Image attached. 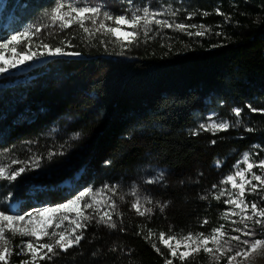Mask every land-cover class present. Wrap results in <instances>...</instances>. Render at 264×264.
Listing matches in <instances>:
<instances>
[{"label":"trees","instance_id":"trees-1","mask_svg":"<svg viewBox=\"0 0 264 264\" xmlns=\"http://www.w3.org/2000/svg\"><path fill=\"white\" fill-rule=\"evenodd\" d=\"M54 3L0 0V41L39 24L33 50L43 41L80 53L26 62L0 76V163L17 159L29 167L16 181L0 180V211H8L11 201L55 206L87 188L104 189L116 202L117 228L93 220L78 247L39 264H166L171 257L159 233L209 235L221 224L227 228V195L217 201L213 194L229 189L221 181L244 153L264 156V0H91L113 15L171 9L175 16L156 18L204 26L181 32L153 24L147 36L140 29L130 46L117 35L88 36L77 25L43 27L48 22L40 18ZM196 31L205 34L188 35ZM235 108L243 109L236 127L215 133L200 128L210 114L231 123ZM161 171L162 181L147 183ZM66 182L71 187H62ZM133 190L142 201L151 199L145 205L150 215L132 208ZM260 193L250 198L264 207ZM148 230L155 235L146 239ZM17 253L15 240L8 264H21L25 258ZM184 264L227 259L216 262L200 251Z\"/></svg>","mask_w":264,"mask_h":264},{"label":"snow or ice","instance_id":"snow-or-ice-1","mask_svg":"<svg viewBox=\"0 0 264 264\" xmlns=\"http://www.w3.org/2000/svg\"><path fill=\"white\" fill-rule=\"evenodd\" d=\"M217 12L219 13V10ZM176 14L171 9L167 10V12H157L144 7L143 9L132 11L130 16L127 14L113 15L105 10L103 6L92 4L91 0H55L52 7L42 14L40 20L44 21L46 19L48 22L44 23L43 27L52 25L58 27L61 31L68 29L72 25H77L88 36L96 32H103L115 37L120 30L119 26L127 25L132 29L131 32L125 33L129 46L140 34V29H143V34L147 36L153 24L161 29L172 28L181 32H186L188 28L199 27L203 29L204 26L202 25H186L183 22H169L166 19L156 18L160 15L175 16ZM204 15H207V13H204ZM190 18L191 16H189ZM86 21H90L93 27L89 28L86 26ZM105 21H112L116 27L106 26ZM40 31L41 26L39 24L28 25L23 31L16 32L0 41V76L8 73L11 69L24 65L26 62L49 57L80 55L78 52H66L62 46L53 47L43 41L36 44V50H33L32 37L38 36ZM204 34V31L188 32V35L202 36ZM22 42L24 43L22 50L17 51ZM63 43L61 41V45ZM68 44L71 45V41H68ZM120 44L123 48L124 41H120ZM7 52H10L11 55L6 58L5 54ZM121 54L123 53L121 52ZM247 107L252 112L258 111L251 105ZM242 111L243 109L241 108L232 110L237 119L231 123L224 120L212 121L207 125L201 124L200 128L213 133L227 131L230 127H236L241 123L239 118H241ZM78 136L79 133L75 134L73 138H78ZM219 163L218 161L217 166H219ZM14 164H22L23 166L13 169L11 165ZM240 164H244L245 167L241 168ZM38 166V162L32 165L33 168ZM254 167L259 170L260 174L252 172ZM28 170L27 161L12 159L8 165L0 163V180L16 181ZM246 174H250L251 178H246ZM163 178L164 173L161 171L156 177L148 180L147 183H158ZM237 178H239V183H237ZM252 181L257 183L253 184ZM221 184L230 185V189L222 188L218 194H213V199L219 201L227 193V199L224 200V203L233 207L227 209L222 214V218L232 225L237 223L243 225V227L231 228L230 231L238 233V235H229L225 232L224 224L213 228L209 235H205L203 232H188L186 235H169L165 238V233L161 231L159 240L168 249L171 257L166 259V264H173V259H177L180 264H184L185 260L194 258V254H198L201 249L211 256L213 261L219 262L221 258L226 257L227 264H240L238 258H246L250 252H254L259 247L264 246V238H256L258 235L257 227L260 228L261 234H264V207L258 208L256 201L251 202L249 205L244 200L246 185L250 186L248 189L250 194H254L258 188L264 187V160L251 162L250 154L244 153L242 159L234 165V173L227 175L221 181ZM105 187L107 188L108 186ZM216 187V185H213L214 189ZM108 190L115 191L114 188H109ZM103 193L104 189L94 191L92 188H87L66 202L55 206L36 208L24 214L0 211V262L8 264V259L12 255L11 240L6 237V233H9L12 237L19 235L33 238L26 243H22L17 255L30 254V259L22 260L21 264H39L40 260L47 259L52 261L53 258L59 257L61 253H66L69 249L78 247L81 240L84 239V230L89 227L93 220L96 221L97 225H105L110 229H116L117 223L113 219L116 202L110 196L107 199L98 200L97 197ZM132 195L137 197L132 203V208L135 212L139 216L150 215L152 208L145 207V205L151 204V199L145 198L142 201L135 190H133ZM206 198L201 197V199ZM260 200L264 202V195L260 196ZM82 201L84 203L81 206ZM249 208L251 209V214L248 212ZM89 209L91 210L90 213L87 211ZM102 209H110L111 211ZM160 210L163 211V206H161ZM231 217H238V220L231 219ZM65 221L69 222L68 227H62ZM203 223L207 224V219ZM49 229L53 230L49 231ZM121 230L123 231V229ZM154 235L155 233L152 230H148V235L145 238L148 239ZM44 238H47V242L41 243ZM170 241L174 243H170ZM181 242H183L184 250H181ZM209 244L212 247H209ZM152 247L157 252L160 251L156 243H152ZM43 250H46V252ZM95 254L93 253V255Z\"/></svg>","mask_w":264,"mask_h":264},{"label":"rangeland","instance_id":"rangeland-1","mask_svg":"<svg viewBox=\"0 0 264 264\" xmlns=\"http://www.w3.org/2000/svg\"><path fill=\"white\" fill-rule=\"evenodd\" d=\"M115 27H116V25H115ZM119 28H120V30L117 32L116 35L118 37L124 39V40H127L126 37H125V33L126 32H131L132 29L129 26H127V25H121V26H119ZM9 54H10V52H7L5 54L6 55V58L8 57ZM220 120L221 119L216 114H210L207 117V119L205 120V122L203 124L207 125V124H210L212 121H217L218 122ZM249 154L251 156V162H256V161H259V160H264V156H260V158H258L260 154H257V155H253L251 153H249ZM242 157H243V155H242ZM242 157H241V159H242ZM240 167L243 168V167H245V165L244 164H240ZM252 172H254L256 174H260L259 170L257 168H255V167L252 169ZM246 178L250 179L251 178L250 177V174H246ZM239 182H240L239 181V178H237V183H239ZM252 183L253 184H256L257 182L256 181H252ZM62 187L68 188V187H71V184H70V182H66V183H64L62 185ZM249 187H250L249 185H246L245 186V196H244V200L250 205L251 202H253L254 200L252 198H250V196L252 194H250L249 191H248ZM229 189H230V187H229ZM257 192H261L260 195H264V194H262V193H264V187L258 188L257 189ZM226 195H227V193H226ZM97 199L98 200L99 199H107V196L103 193L101 196H98ZM22 203L23 202H20V201H11V202H9L8 205H7L8 211H10L13 214H24V213H27V212H31V211H33L36 208L50 206L44 200H37V199H34L33 204H32L31 207L23 206ZM83 203H84V201L81 202V206L83 205ZM232 207L233 206H231V208ZM258 208H260V207H258ZM102 210H108V209H102ZM87 211L89 213L91 212L90 209L87 210ZM248 212H249V214H251V209L250 208L248 209ZM72 215H74V214H72ZM231 219L238 220V217H231ZM226 225H227V228H224V231L227 232L229 235H238V233L231 232L230 231L231 228H233V227H243V225H241L239 223H237L236 225H232L228 221H226ZM68 226H69V222L68 221H65V223H64V225L62 227H68ZM52 230L53 229H49V231H52ZM5 235H6V237L8 239L11 240V252H12V254H13V249H14V245H15V240L18 241V252H19L20 251V246H22V243H26L27 241L33 239L31 237H21L19 235L15 236V237H12L9 233H6ZM44 240H47V238H44L41 241H44ZM170 243H174V242L170 241ZM209 247H212V245L209 244ZM181 250H184V248H183V242H181ZM201 251H203V250L201 249ZM21 257L23 259L24 258L25 259H30V254L29 255H23V254H21ZM9 259H8V261H9ZM223 259H224V257L221 258L220 261H222ZM238 260L240 261V264H264V246L259 247L254 252H250V254L246 258H238ZM0 263H2V262H0Z\"/></svg>","mask_w":264,"mask_h":264}]
</instances>
